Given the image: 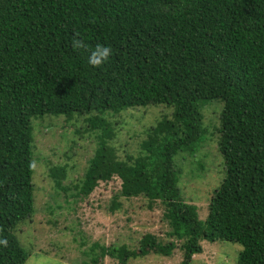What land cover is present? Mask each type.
<instances>
[{"label": "trees", "instance_id": "1", "mask_svg": "<svg viewBox=\"0 0 264 264\" xmlns=\"http://www.w3.org/2000/svg\"><path fill=\"white\" fill-rule=\"evenodd\" d=\"M97 44L112 55L94 68L88 57ZM215 100L221 115L205 127L201 109ZM156 106L171 117L122 159L109 144L110 116ZM46 116L72 119L75 131L98 138L76 184H64L66 168L50 169L56 189L82 200L117 178L112 210L119 198L163 207L166 243L145 234L134 248L94 244L95 264L106 255L123 264L169 257L177 248L181 264H191L204 241L238 244V264H264V0H0V239L8 242L0 264L28 259L16 230L34 213L33 121ZM210 127L225 174L201 221L182 199L174 158L196 154Z\"/></svg>", "mask_w": 264, "mask_h": 264}, {"label": "rangeland", "instance_id": "2", "mask_svg": "<svg viewBox=\"0 0 264 264\" xmlns=\"http://www.w3.org/2000/svg\"><path fill=\"white\" fill-rule=\"evenodd\" d=\"M220 100L201 109L203 124L217 122L223 104ZM206 106V105H205ZM172 110L164 106L135 108L110 116L114 137L109 144L118 156H136L146 132ZM45 118V117H44ZM72 119L48 117L33 121L34 156L32 182L34 185V213L16 230L17 238L28 254L25 264H95L92 245L138 246L145 234L154 235L166 243L169 227L163 218V207L148 206L145 198H119L120 208L111 209V200L120 190L117 178L100 182L93 192L82 200L69 197L74 190H58L49 177L54 166L66 168L64 184H76L83 177L89 160L98 147L94 134L76 131ZM206 127V126H205ZM202 137L199 150L190 155L180 152L174 163L182 171L178 181L182 199L197 207L199 220L205 221L208 202L224 177V160L218 151L217 136H210L211 127ZM203 144V145H202ZM15 234V235H16ZM202 253L193 256L191 264H238L242 247L228 241L201 243ZM99 250H96L98 253ZM182 252L174 249L171 256L149 254L126 264H181ZM97 264H123L105 256Z\"/></svg>", "mask_w": 264, "mask_h": 264}, {"label": "clouds", "instance_id": "3", "mask_svg": "<svg viewBox=\"0 0 264 264\" xmlns=\"http://www.w3.org/2000/svg\"><path fill=\"white\" fill-rule=\"evenodd\" d=\"M73 47L76 49H85L88 50V45H86L82 40L80 39H74L73 40ZM112 55V49L110 46H105L101 44H97L95 46V49L92 50L88 57V63L94 68L101 67L104 63H106L109 59V57ZM7 240L6 239H0V245L7 246Z\"/></svg>", "mask_w": 264, "mask_h": 264}]
</instances>
